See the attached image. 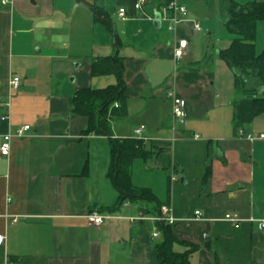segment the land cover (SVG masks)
<instances>
[{
    "label": "crops",
    "instance_id": "1",
    "mask_svg": "<svg viewBox=\"0 0 264 264\" xmlns=\"http://www.w3.org/2000/svg\"><path fill=\"white\" fill-rule=\"evenodd\" d=\"M136 1L0 0V146L5 133L30 126L8 157L0 155V264H161L157 223L131 221L156 203L108 211L119 197L108 177L109 139L83 135L89 119L73 112L79 91L117 85L116 73L93 68L116 55L125 111L111 129L117 139H136L143 128L148 154L133 162L132 182L171 208L174 251H192L190 264H264V231L249 221L264 212V140L246 138L264 135V115L235 126L242 97L224 93V77L235 79L237 70L221 58L228 42L210 40L208 5L201 15L179 14L171 31L152 20L168 0L141 11ZM122 8L127 21L118 17ZM200 19L209 27L196 33ZM184 39L189 51L177 61L174 49ZM13 78L21 79L17 90ZM169 92L185 102L183 125ZM93 213L107 216L101 226H89ZM228 213L244 220L239 229L224 221Z\"/></svg>",
    "mask_w": 264,
    "mask_h": 264
},
{
    "label": "trees",
    "instance_id": "2",
    "mask_svg": "<svg viewBox=\"0 0 264 264\" xmlns=\"http://www.w3.org/2000/svg\"><path fill=\"white\" fill-rule=\"evenodd\" d=\"M212 0H206L210 7ZM156 0H147L155 3ZM159 5V8L169 4ZM222 12L227 16L225 28L233 36L231 46L221 52V58L235 73V90L242 99L236 104L237 114L235 126L244 128L260 115H264V52L256 54L257 25L264 21V1L250 2L242 5L235 0H221ZM108 23V22H107ZM94 71L102 73H116L117 85L105 89H85L79 91L73 100V112L88 117L89 125L83 135L94 134L109 139L111 161L108 171L113 186L118 192L117 205L108 210L111 213L119 210L126 202L139 204L142 209L148 202L156 203L144 212L157 215L160 204L148 189L137 188L132 182L133 162L138 158L146 157L145 142L135 138L117 139L111 129V120L114 116L123 115L125 111V93L123 82V61L118 55L96 60ZM96 74V73H95ZM258 81L252 88H248V80ZM118 104L119 108L114 107ZM163 236V242L156 246L161 264H190V252L178 254L173 246L176 242L172 234V226L166 223H157Z\"/></svg>",
    "mask_w": 264,
    "mask_h": 264
},
{
    "label": "built area",
    "instance_id": "3",
    "mask_svg": "<svg viewBox=\"0 0 264 264\" xmlns=\"http://www.w3.org/2000/svg\"><path fill=\"white\" fill-rule=\"evenodd\" d=\"M9 1H3L4 5L9 4ZM147 4V0H137L136 4L134 5L135 10L141 11L144 7V5ZM188 12V9L179 4L176 0H172L167 4L166 6L160 8L157 10L156 16L160 15V21L161 22H168L169 23V29L171 31H174L175 28L182 22L179 20L178 15L179 14H186ZM156 16L152 18V20L155 21ZM118 17L122 21H127L128 20V14L127 10L125 8H122L118 12ZM194 31L196 33H201L202 32V27L200 23H194ZM189 51V41L187 39L180 40L178 41L175 49H174V57L177 61L182 60L185 58ZM21 86V79L20 78H13L10 81V87L12 89H19ZM168 97L172 100L173 102V116L174 120L178 124H185L187 118H188V112L187 108L185 105V102L183 99H181L175 92H169ZM116 107H118V104H115ZM4 122L9 121V116H5L3 118ZM30 129V126H25L22 129L17 130L16 132L8 131L2 136V143L0 146V155L2 157H8L11 153L12 149V143L15 138L17 139H22L25 137V133ZM143 133L144 130L143 128H139L135 131V136L136 139L146 141V139L143 138ZM241 135H245L243 131H240ZM246 138L250 141H256V140H264V135L256 136L253 134H247ZM173 181H177L175 177L172 178ZM196 217L199 218L201 216V212H196L195 213ZM107 216L98 214V213H93L87 216V221L90 227H95V226H101ZM224 221L232 224L235 228L239 229L241 227V224L243 223L244 220H242L238 214H225L224 216ZM131 221L136 222H143V221H151L154 223H166L168 225L173 226L175 224V218L172 215V210L168 206H162L160 208L159 214L155 216H147L145 213H140L137 217L131 218ZM250 222H253L257 224V228L259 231H264V212L263 216L260 219H250ZM160 235L159 232L154 233L153 236L156 238ZM5 243V237L0 236V246H2Z\"/></svg>",
    "mask_w": 264,
    "mask_h": 264
},
{
    "label": "rangeland",
    "instance_id": "4",
    "mask_svg": "<svg viewBox=\"0 0 264 264\" xmlns=\"http://www.w3.org/2000/svg\"><path fill=\"white\" fill-rule=\"evenodd\" d=\"M176 1L182 6H184L185 8H187L191 14L201 15V14H204V12H206V9H207L206 7L207 4L203 0H176ZM209 8L212 9L211 12L215 15L213 17L214 19H211L209 17L211 20H213V22L211 23L213 28H210L212 31L210 40H212L213 42H217V43L218 42L220 43L228 42V46L230 47L233 41V36L228 32V30L224 26V22L226 21L227 16L222 12L221 0H212ZM114 21L116 22V18L114 19ZM200 21H201L200 25L202 29H204V27H207V26L209 27V24L204 22L205 19H200ZM263 52H264V30L259 29V31L257 32L256 54L261 55ZM222 64H225V63H222ZM227 68L228 70H230L232 74H234V70L231 67L227 65ZM234 81H235L234 75H233V79H231L230 81H229V76H228V80L227 78L224 77V85H226V88H225L226 90L224 93H227L231 96H233L236 93V90L234 91V84H233ZM254 83L257 84L258 81L249 79L247 87L252 88L254 86Z\"/></svg>",
    "mask_w": 264,
    "mask_h": 264
},
{
    "label": "water",
    "instance_id": "5",
    "mask_svg": "<svg viewBox=\"0 0 264 264\" xmlns=\"http://www.w3.org/2000/svg\"><path fill=\"white\" fill-rule=\"evenodd\" d=\"M160 18H161L160 15H157V16H156V19H155V24H156V25H160V24H161Z\"/></svg>",
    "mask_w": 264,
    "mask_h": 264
}]
</instances>
